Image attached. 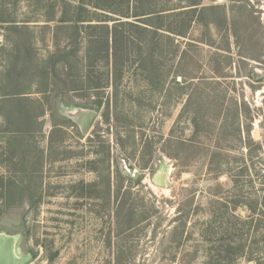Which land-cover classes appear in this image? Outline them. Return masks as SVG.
Returning a JSON list of instances; mask_svg holds the SVG:
<instances>
[{"label":"rangeland","instance_id":"1","mask_svg":"<svg viewBox=\"0 0 264 264\" xmlns=\"http://www.w3.org/2000/svg\"><path fill=\"white\" fill-rule=\"evenodd\" d=\"M72 1L94 21L0 0V242L24 264H203L227 239L263 257L264 0ZM118 17L120 62H88L87 24Z\"/></svg>","mask_w":264,"mask_h":264},{"label":"trees","instance_id":"2","mask_svg":"<svg viewBox=\"0 0 264 264\" xmlns=\"http://www.w3.org/2000/svg\"><path fill=\"white\" fill-rule=\"evenodd\" d=\"M55 1V0H53ZM117 1V0H114ZM64 6H62L61 10V17L57 20L59 23L57 26L58 28L62 26H66L65 23L67 22H78V21H87V22H92L94 19H90L91 17H86L89 19H82L84 15V11L88 12L89 5L87 2H83L81 5L77 6L73 3L72 0H61ZM101 0H98L97 3H95L93 6L94 7H101L103 6L100 4ZM153 0H140V4L138 6L144 8L140 9L138 6L136 7V12L134 13V17L136 18H143L142 16H147V18H150L152 13H156V16L164 14V12L172 10L168 9L166 3L164 5H152ZM47 5L45 6L48 10L47 12V21H53L56 20L52 14H54L55 10V4L56 2H47ZM201 3L198 0H194L192 3L189 4V9L190 12L193 13V15L198 12L199 10V5ZM146 6V8H145ZM150 6V7H149ZM74 8H77L78 12L75 13V10L69 14L71 10ZM103 8V7H102ZM104 10V9H103ZM202 10V9H201ZM53 11V12H52ZM122 16L124 17H130L128 13H121ZM154 15V14H153ZM145 18V17H144ZM121 18H117L116 22L113 23L112 27H109V24L106 22L108 20H98V21H104V23H88L87 28H102L104 30V34L100 35L99 37H94L91 34H88V37L86 38L87 41V51L85 55V59L88 62H96L100 61L101 59H106L109 62V59H113L114 63L117 65L120 62V52H121V46L124 43V39L126 38L123 36L121 27L124 24L125 21L119 20ZM12 24H20L17 23L18 20H8ZM29 21L33 20H24L23 24L21 23L20 25H27L26 22L28 23ZM139 22H142L139 20ZM150 22V21H149ZM147 25H152L151 23L148 22H142ZM16 26V25H15ZM134 27L140 28L139 24H134ZM185 19H181V23L178 27L175 29H170L173 30L174 33L183 35L185 34ZM145 28V29H144ZM157 28V27H156ZM159 28V27H158ZM142 29V28H141ZM144 31L146 32L147 26H143ZM136 41H139L140 39L134 38ZM146 39H143L145 41ZM98 42H103L104 43V49L103 53L101 50H98L96 47V43ZM90 59V60H89ZM264 202V201H263ZM261 208H258V203H254L250 205V214H249V219L245 221L246 224H252L255 225V227H261L262 228V233H263V239L261 242L257 241V244L259 245V248L262 250V254L264 255V203H261ZM236 207V205H235ZM237 220L240 221L241 216L240 215H234ZM222 243V244H221ZM219 245H215L213 247V251H215L213 254L205 253V257L207 256V259L205 258V261H203V264H243L244 261H247L249 264H264V256L259 257L258 255H255L253 251H247L245 249L246 244L243 242V239H227L223 240ZM198 251L195 250L193 253H189L182 258H180V263L179 264H192L193 260L197 257Z\"/></svg>","mask_w":264,"mask_h":264},{"label":"water","instance_id":"3","mask_svg":"<svg viewBox=\"0 0 264 264\" xmlns=\"http://www.w3.org/2000/svg\"><path fill=\"white\" fill-rule=\"evenodd\" d=\"M94 118L93 114L89 115V119L92 120ZM89 124V121L84 123V128L87 129ZM143 177L140 174L137 179L136 182H138L139 180H141ZM154 183L158 186L164 187L165 186V178L164 175L158 174L156 175V177L154 178ZM8 250L6 244L4 242H0V264H24L29 260V256H25L24 258H22L19 261H16L13 259V257L9 254V250H8V254L6 253L5 250Z\"/></svg>","mask_w":264,"mask_h":264},{"label":"bare ground","instance_id":"4","mask_svg":"<svg viewBox=\"0 0 264 264\" xmlns=\"http://www.w3.org/2000/svg\"><path fill=\"white\" fill-rule=\"evenodd\" d=\"M5 251H6V253L8 254V250L6 249ZM9 254H10V252H9ZM9 254H8V255H9ZM10 255H11V254H10Z\"/></svg>","mask_w":264,"mask_h":264}]
</instances>
